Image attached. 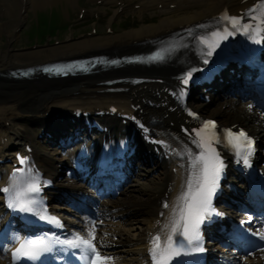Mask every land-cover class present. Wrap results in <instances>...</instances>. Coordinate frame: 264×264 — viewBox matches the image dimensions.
Masks as SVG:
<instances>
[{
    "label": "bare ground",
    "instance_id": "6f19581e",
    "mask_svg": "<svg viewBox=\"0 0 264 264\" xmlns=\"http://www.w3.org/2000/svg\"><path fill=\"white\" fill-rule=\"evenodd\" d=\"M58 1L59 0H27L26 13L24 15L28 16V12L30 10L37 11L38 9H45L48 5L50 6L51 4H57ZM64 1L73 3L76 0ZM242 1L243 0H169L168 3H174L175 7L171 9L168 7L167 3L160 11L161 14L166 16L160 17L159 20L154 23H144L137 28L129 29L123 32H115L114 34H101L96 37L79 39L59 46L39 48L37 50L25 52L15 51V46L11 44L7 45L6 43L7 46H0V79L13 83L15 82L14 76L8 73V71L11 69L33 63L48 61L55 58H64L77 55L83 56L88 55L91 52L96 53L99 50H110L117 52L132 50L136 48L138 43L145 39H155L157 37L168 36L173 31L190 26L192 23L211 18L212 16L217 15L223 9L229 8L233 11H236L240 8H243L246 3H243ZM148 5H152L150 4V1L142 4L144 7ZM2 7L5 8L4 14L7 20L2 23L0 22V27L1 29H8L7 34L10 36V38H8L10 42L12 38V29L17 26L21 20H24L25 16L23 13H21L22 5L20 4L19 0H0V9ZM116 13H114V15ZM190 59L191 56L186 54L180 61L186 63ZM176 61L179 60L173 61L172 65L168 64L165 66L143 69L141 70V73L171 75L182 68V64L175 63ZM129 70L130 69L125 70L122 75L130 76ZM35 76L30 79H16V93L19 94V90H21L24 92V94H26V96H28V93H26V87L25 89L19 88L20 83L27 82L30 84L32 81H35ZM170 81L172 82V80ZM33 84H35V82L31 83L32 90ZM127 86H129V92L121 93V96L124 95L126 97L121 101H116L121 112H128L126 105L129 103H133L135 105L141 104V110L142 112H145L147 118L152 116L155 118L153 126L156 129H162L164 131L173 129L169 120H172V116L178 115V112H171L168 110V105L163 106L164 103L169 102V97L165 90V82L152 83L146 88L126 85V87ZM8 87L10 90L15 89V87L11 85H8ZM8 87L2 85L0 92L4 88L8 89ZM72 90L73 89H61L59 92L54 94H52L53 91H51L50 94H47L45 97H52L50 102L45 105V110H49L54 106H70L85 109H92L95 107L98 109L103 105L102 94H98L97 96L101 97L96 96V100H92L90 98L76 99L73 97V95H71L73 93ZM134 91H136L135 96ZM67 92H71V94ZM33 94H36L34 90L33 92L29 93V95ZM42 95L44 94H36V101H39L38 99L42 98ZM238 99V97H234L229 100V103H236ZM141 101L143 103H141ZM149 101H152L154 105L151 106L148 104ZM15 104L16 101L15 103L7 102L5 107H0V129L3 130L4 126H6V122L4 124L3 119L10 121L12 125L17 124V117L12 114V112L17 110ZM37 106L39 107V105ZM129 110L133 111V108L129 107ZM219 113L223 112L220 111ZM164 114H167L170 119L164 118ZM223 114L228 115V112ZM12 116L14 118V122L10 120ZM157 117L162 119L156 122L155 120ZM234 121H238V118L235 117ZM19 124L23 126L21 122ZM254 128L258 134L264 135V127L254 125ZM48 130H51L49 126ZM24 133H26V131ZM38 148L39 150L37 149L35 154L43 169L50 172L51 174H55V172L46 165L49 159L46 158L45 153L41 151V146H38ZM141 158L142 159H140V161H143L144 158L147 159L148 157L143 158L141 156ZM146 161L154 162V164L148 166ZM162 165H164L162 161L148 158V160H145L144 163L145 173H158V170ZM140 169L141 164L139 163L137 172L138 174L144 173L143 171L140 172ZM165 170L166 169L164 165L163 174L166 173ZM178 177L179 172L176 174L173 172L168 173L166 174V181L178 180ZM163 179L164 177L162 175L160 179L155 178L152 180V184H157L155 193L151 194L149 190L141 189L135 185L130 189L129 194H127V190H122L116 199L113 198L107 202H103V206L106 208L101 209L102 211L98 210L99 217H96L93 220L83 217L81 221L76 223L79 224V226L88 225L91 229L93 227L92 222H95L96 232H101L103 234L100 235L99 241L95 242L96 249H99L98 251H105L106 249H109L108 254L100 253L101 257L110 258L107 259L104 264H147L146 252L149 247L148 241L150 240L151 232L155 228L156 218L160 212L159 203L157 201V192H159L158 190H160L165 185V183H163ZM258 205L259 206L257 208L264 209V201L258 202ZM171 211L172 210L170 207L163 215V219L167 224H169L172 217ZM256 226L264 232V225L261 221L257 223ZM256 262L264 264V251L256 253L255 256L250 258L248 263L245 264H254ZM0 264L5 263L0 260Z\"/></svg>",
    "mask_w": 264,
    "mask_h": 264
},
{
    "label": "snow or ice",
    "instance_id": "6c2138e0",
    "mask_svg": "<svg viewBox=\"0 0 264 264\" xmlns=\"http://www.w3.org/2000/svg\"><path fill=\"white\" fill-rule=\"evenodd\" d=\"M222 18L228 20L234 29L236 28L238 23L236 17H228L224 14ZM250 27L251 26L248 24L243 25L245 32H249ZM256 28H260V25L257 24L255 28H251V31L254 32ZM261 30L264 31V29ZM189 31L191 34V30ZM225 32H227V29H225ZM228 34L231 35L232 33ZM220 35L221 33L216 31L211 33L212 37ZM201 42L207 44L208 40L201 37ZM209 47H211V45H209ZM207 55L211 56L212 51H208ZM164 58L165 57L161 53H156L147 59L150 61H161ZM206 62L207 61H205V63ZM80 67L83 68L82 65ZM44 71L61 73L64 69L45 68ZM25 74L27 75L28 72ZM191 76L192 73L189 72L186 77L181 78L185 85L189 83ZM181 95H183V93H181ZM251 107L252 106L249 105V109H251ZM215 129L216 124L214 121H202V127L199 130H193L195 138H193L192 142L200 149L199 155H193L190 150L187 149H185L183 153H176L177 155H187L189 157L191 161V172L186 179L184 190L181 191L180 195L177 197L176 204L172 208L171 220L169 224L164 226L169 228V234L163 247L161 246L159 235L152 238V247L149 249L152 257V264H166V261L170 259L172 255H180V249L185 246H194L195 251H204V248L200 246L202 242L201 226L209 221L213 215H220L213 206V198L219 190V182L225 168V164L220 154L213 147V143H223L224 146L230 148L237 157L238 163L242 161L245 166H250V157L254 154L255 147L254 141L247 133L243 130L233 132L232 129H225L222 133L217 135ZM143 130L147 131V129ZM151 142L157 143V141ZM158 143L164 144L163 141H159ZM24 162L25 160L21 159V163ZM13 176H16L15 172ZM33 180L34 182L27 186L26 191L23 193L19 191L16 192V199L9 203V207L29 213L37 211L39 206L37 197L41 191L42 185L38 180H35V178H33ZM13 187L14 186L5 187L2 191L9 193L12 191ZM163 207L167 208L168 204L165 203ZM37 214H39V212H37ZM161 215H163V213H161ZM40 218L62 226L61 222L56 217L41 215ZM92 223L93 227L88 231L87 238L76 233L73 239L65 240L60 243L66 244L72 248L82 249L84 254L81 258L85 264H104V262L110 258L101 257L100 253L97 251L94 243L96 240V226L94 221ZM257 235L264 240V232L257 233ZM177 236L180 237V241L182 242L174 239ZM177 244H179V247L176 246ZM50 250L51 248L43 239L38 238L25 241L15 249L12 254V259L14 264H18L23 258L35 261L39 259L42 252Z\"/></svg>",
    "mask_w": 264,
    "mask_h": 264
},
{
    "label": "rangeland",
    "instance_id": "374dc122",
    "mask_svg": "<svg viewBox=\"0 0 264 264\" xmlns=\"http://www.w3.org/2000/svg\"><path fill=\"white\" fill-rule=\"evenodd\" d=\"M41 10V9H40ZM46 12L48 13L49 11H48V8L46 9V10H44V11H40L39 13H41V14H46ZM34 16H35V13L34 12H31L30 14H29V17H28V25L30 26V25H32V19L34 18ZM107 19H104V21H106ZM119 20H120V22H119ZM131 20V21H130ZM148 20H149V18H148ZM122 21V22H121ZM126 22H130V23H133L132 22V19L131 18H129L128 19V15L126 16V14H121V15H119V17H118V19H117V24H116V31H119V32H121V31H123V30H125V29H123L121 26L124 24V23H126ZM148 22H153V21H148ZM137 25H140V24H137ZM28 26V27H29ZM127 29H132V27L130 26L129 28H127ZM102 33H104L103 32V30H102ZM24 36V35H23ZM26 43H28V42H24V41H21V43L20 44H22V45H26ZM6 44V41H5V38L3 37V35L1 34V31H0V46H2V45H5ZM158 179V178H160V172L157 174V173H155V174H147V175H145V176H143V178L142 179H140V181L138 182V183H136L135 181H133L132 182V185H137L138 187H140L141 189H147V190H151V192L152 191H154V190H156V186H153V184L151 183L152 182V180H154V179Z\"/></svg>",
    "mask_w": 264,
    "mask_h": 264
}]
</instances>
